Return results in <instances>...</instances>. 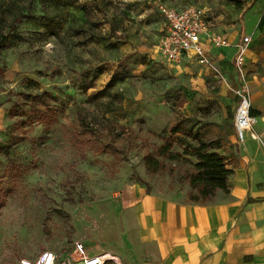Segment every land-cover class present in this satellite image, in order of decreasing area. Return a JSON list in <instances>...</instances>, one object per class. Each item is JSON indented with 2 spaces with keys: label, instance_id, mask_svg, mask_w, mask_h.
<instances>
[{
  "label": "rangeland",
  "instance_id": "rangeland-1",
  "mask_svg": "<svg viewBox=\"0 0 264 264\" xmlns=\"http://www.w3.org/2000/svg\"><path fill=\"white\" fill-rule=\"evenodd\" d=\"M160 4L202 9L230 44L250 36L244 66L234 46L213 51L214 67L165 61ZM0 44V149L13 145L0 152V264L66 257L87 236L110 251L100 209L113 194L136 182L182 190L200 140L240 142L247 99L264 115V0H0ZM43 91L58 108L49 129L10 117L21 93ZM177 123L196 137L178 134L180 157L149 172L145 156Z\"/></svg>",
  "mask_w": 264,
  "mask_h": 264
},
{
  "label": "crops",
  "instance_id": "crops-1",
  "mask_svg": "<svg viewBox=\"0 0 264 264\" xmlns=\"http://www.w3.org/2000/svg\"><path fill=\"white\" fill-rule=\"evenodd\" d=\"M218 152L233 173L229 192L210 201H191L190 184L136 182L113 194L100 209L107 252L123 264H264V137L223 141Z\"/></svg>",
  "mask_w": 264,
  "mask_h": 264
},
{
  "label": "built area",
  "instance_id": "built-area-1",
  "mask_svg": "<svg viewBox=\"0 0 264 264\" xmlns=\"http://www.w3.org/2000/svg\"><path fill=\"white\" fill-rule=\"evenodd\" d=\"M158 9L165 23V29L159 40V53L165 61L176 65L196 63L201 67H214L217 55H213V51L234 46L237 52V66L241 69L246 63L247 48L245 46L251 42L250 36H245L243 45H233L226 37L211 30L206 13L200 8L190 6L176 9L160 4ZM251 108L252 102L247 99L236 115L235 132L242 144L252 133V125L256 122V118L250 114ZM20 264L123 263L118 257L103 250L102 241L98 236H87L76 241L69 256H59L53 251H47L35 258H24Z\"/></svg>",
  "mask_w": 264,
  "mask_h": 264
},
{
  "label": "trees",
  "instance_id": "trees-1",
  "mask_svg": "<svg viewBox=\"0 0 264 264\" xmlns=\"http://www.w3.org/2000/svg\"><path fill=\"white\" fill-rule=\"evenodd\" d=\"M6 40L4 39V41ZM21 96L24 102L11 111L10 117L12 119L25 118L22 126H33L34 124L41 123L45 125L46 129H49L58 115V108L54 103L56 101L54 95L49 91H43L37 95L21 93ZM250 114L255 118L261 116L260 112L254 109L250 110ZM169 133L170 136L165 137L164 145L161 146L157 155L147 154L144 158L147 170L151 173L164 171L165 164L159 158L177 160L180 157L179 154L174 155L171 153L178 134L189 138L196 137L192 132L184 129L181 123L173 125ZM21 138L20 141L25 139L24 136ZM87 142L93 146H97L96 140L93 138H89ZM12 146V144H9L0 149V152L7 155ZM104 148L105 145L101 147V150L105 152ZM221 148L219 141L205 142L200 140L199 148L194 153L197 162L193 163L189 159H186V162L192 164L194 168V171L187 173L184 177L189 182L192 190L196 192L190 194L189 198L191 201L206 202L212 200L218 191L229 192L228 178L233 173V170L228 168L225 158L218 152ZM5 205L6 196L3 188L0 186V208H3Z\"/></svg>",
  "mask_w": 264,
  "mask_h": 264
},
{
  "label": "bare ground",
  "instance_id": "bare-ground-1",
  "mask_svg": "<svg viewBox=\"0 0 264 264\" xmlns=\"http://www.w3.org/2000/svg\"><path fill=\"white\" fill-rule=\"evenodd\" d=\"M257 94L254 96V101L257 100ZM264 115H261L256 118V122L252 125V133L255 136L256 139L261 140L264 137ZM264 196V194H261Z\"/></svg>",
  "mask_w": 264,
  "mask_h": 264
}]
</instances>
